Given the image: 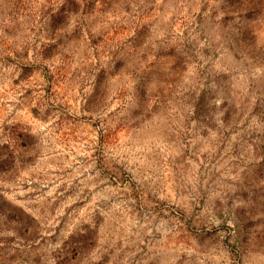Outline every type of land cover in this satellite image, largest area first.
I'll list each match as a JSON object with an SVG mask.
<instances>
[{
  "label": "rangeland",
  "instance_id": "obj_1",
  "mask_svg": "<svg viewBox=\"0 0 264 264\" xmlns=\"http://www.w3.org/2000/svg\"><path fill=\"white\" fill-rule=\"evenodd\" d=\"M0 264H264V0H0Z\"/></svg>",
  "mask_w": 264,
  "mask_h": 264
}]
</instances>
